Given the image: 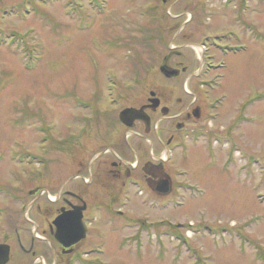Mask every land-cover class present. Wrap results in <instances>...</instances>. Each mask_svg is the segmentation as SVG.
<instances>
[{
  "label": "rangeland",
  "instance_id": "374dc122",
  "mask_svg": "<svg viewBox=\"0 0 264 264\" xmlns=\"http://www.w3.org/2000/svg\"><path fill=\"white\" fill-rule=\"evenodd\" d=\"M175 18L180 24L191 20L184 33L192 32L195 50L176 47L184 38L176 32L180 24L174 27ZM204 30L213 33L216 55L227 46L243 51L221 59L230 67L224 85L211 99L222 92L229 96L222 110L214 111L216 120L206 116L193 128L230 135L239 145L234 148L245 150L227 155L229 145L221 146L223 139L216 142L219 145H208L203 140L207 137H200L188 158L180 150L166 166L164 146L149 137L151 146L142 138H128L132 133L121 126L113 128L121 131L115 135L120 139L117 144L102 145L111 141L106 130V135H97L95 145V130L80 144H57L72 127L76 130V120L82 116L80 110H73L79 105L76 99L89 101L105 94L112 77L126 100L135 103L150 88H157L164 104L180 108L194 98L204 112L197 81L185 85L182 75L157 84L163 78L159 76L163 57L173 50L181 51L186 60L196 56ZM114 39L122 49L113 48ZM195 62L193 71L201 67L197 56ZM132 77L140 83L135 81L138 84L128 92L125 84H132ZM256 94H264V0H0V232L1 225L13 222L18 229L9 234L15 238L20 233L28 247L32 236L24 228L25 218L1 207L37 200L46 222L57 206L48 194L75 189L94 206L86 214L87 221L96 217L87 232L83 246L87 256L81 264H196V259L200 264H264V95L263 103L256 101L254 108L238 106ZM26 118L33 123L20 126L18 121ZM236 118L237 124L232 125ZM172 123L163 122L166 127L159 137L164 143L173 133L168 130ZM152 128L160 131L157 123ZM136 129L143 135L140 127ZM191 143L188 139L186 147ZM104 148L115 154L93 161ZM27 153L46 161H34ZM111 161L137 176L151 161L162 162L169 175L185 168L196 187L184 194L178 209L172 204L151 207V199L160 200L152 198L145 186L143 195L114 191L110 184L107 191L99 187L103 176L92 172L111 168ZM36 188V195L30 196L29 190ZM181 225H190L194 232L188 237L189 254L185 243L176 238L188 233L179 229ZM42 234L40 242L48 238ZM98 242L102 243L98 250L89 249ZM47 250L50 261L52 252L48 246ZM26 256L15 253L12 264H29Z\"/></svg>",
  "mask_w": 264,
  "mask_h": 264
},
{
  "label": "flooded vegetation",
  "instance_id": "af4514ba",
  "mask_svg": "<svg viewBox=\"0 0 264 264\" xmlns=\"http://www.w3.org/2000/svg\"><path fill=\"white\" fill-rule=\"evenodd\" d=\"M178 20L174 24V27H176L178 24ZM188 25L186 24L183 29L180 31L179 34L183 36V41L178 44V46L183 48L191 49V42H192V32L185 31L187 29ZM203 36V32L201 33ZM193 43V42H192ZM192 53V52H191ZM177 61L172 62V59L174 58V55H169L164 58L163 63L167 65L168 67L180 71L178 73V77L181 78L182 75L184 76V80L186 79L187 83L190 84L193 81L196 80V76L193 77V67L194 64H196V56H189V60L184 59V54L182 52L176 53ZM193 58V59H192ZM192 70V71H191ZM198 70V69H197ZM206 74H209L206 72ZM213 74L212 76H214ZM227 79V77H226ZM225 80L221 81V85H224ZM232 80V79H231ZM218 83V82H217ZM216 83V86H217ZM184 85V84H183ZM182 85V86H183ZM198 85V83H197ZM215 86V87H216ZM155 98L159 99V106L155 109L150 105L149 97H145L143 100L140 99V102L138 104H131L128 108H136L140 109L143 106H147L146 108V114H143V117L145 119H150V125L147 126L143 124L142 122H136L134 124V127L130 130L127 129L126 132H131L132 134L127 135L128 138L136 136L137 138H142L145 142L149 143L151 146V142L146 139V137H149L155 144L160 147L164 146V150L168 148L169 146L173 145V142L176 140H179V136L181 131L186 129V127L194 124L195 122H201L205 115H206V103L203 97H200V93L197 96L199 97L202 104L205 107V110L203 112L202 107L200 108L195 104L196 100L193 98L190 103H186L187 100L184 101V106L178 108L177 106L171 104H164L163 97L159 94L158 91H155ZM187 95V94H186ZM189 95H193V93L190 92ZM229 96V95H228ZM177 97V96H175ZM179 99V98H178ZM179 103L182 102L181 99L178 100ZM217 101V100H216ZM186 103V104H185ZM202 105V106H203ZM238 105V104H237ZM224 106H217L219 112L222 110ZM125 109V108H124ZM158 115V118L156 119L154 116ZM95 118L99 121V129L100 133L107 132V136L111 141H107L102 143V145L107 144H117L115 142H120V139H117L115 135L119 134L120 130H114L113 128H117L119 125H116L115 123V114H97ZM173 122L170 126H168V130H172V134L169 136L168 141L166 143L163 142V140L159 137V134L164 130L166 126L163 125V122ZM174 122L175 124V130H174ZM158 124V128L160 131L156 132L155 129L152 128L154 124ZM140 127L141 129L138 130L140 133H136V128ZM177 130V131H176ZM105 132V135H106ZM102 134L100 135L101 138ZM96 138L93 137V141H95ZM122 140V139H121ZM101 145V146H102ZM132 152L131 147L128 148ZM115 153L106 150V148L101 151L99 156H105L106 155H114ZM118 158V156H116ZM110 167L107 168H101L99 169L100 172L96 173L95 171L92 172V175L96 174L99 176H103L104 181L98 182L99 187H102L105 189L106 186H113L111 189L114 191H121L124 190L125 187L128 185V182L134 181V180H140L143 184H145V187L150 191L154 192L153 190H157L159 187L161 181L166 179V174H168L164 168V165L162 162L154 163L146 162L145 166L142 169V173L140 176H137L133 173V170L131 169H120L119 165L113 161L109 163ZM166 165V164H165ZM104 166H107V163L104 164ZM135 172V171H134ZM123 176V177H122ZM110 177L112 179H110ZM77 179V176L74 177V180ZM131 182V183H132ZM171 182L173 183V179H171ZM106 184V185H104ZM110 184V185H109ZM106 190V189H105ZM107 191V190H106ZM83 203H86L83 199V193H79L78 191L74 190H67L65 191L64 195L61 197L60 202L56 203L57 206L55 208V211L53 213V216L49 218L46 222H43V208L41 206V202L32 200V201H21L19 204L21 206L25 205L24 210H21L20 207H16L13 209L12 213H14L18 217H23L27 220V224L24 225L25 230L32 236V239L29 243V246L27 247L26 241L23 239L21 234H19L20 240L22 242V247L24 251L26 252L27 259L30 258L31 261L29 264H70L72 262V259L74 256H77L79 254V246L71 247V248H65L62 245H60L56 239H55V233L56 228L54 226L55 219L61 214L62 209L63 211H71L73 206H83ZM25 216V217H24ZM86 217V212H84V218ZM42 233H45L48 238L44 239V241L40 242L39 239H41ZM47 246L51 250L52 257L49 261L47 258V254H49V251L47 250ZM14 247L11 248V253L13 251ZM10 256V263L12 264Z\"/></svg>",
  "mask_w": 264,
  "mask_h": 264
},
{
  "label": "water",
  "instance_id": "95a60500",
  "mask_svg": "<svg viewBox=\"0 0 264 264\" xmlns=\"http://www.w3.org/2000/svg\"><path fill=\"white\" fill-rule=\"evenodd\" d=\"M164 71V69H162ZM167 74V73H166ZM172 74H167V76H171ZM143 110H140V111H132V110H127L125 111L123 114H122V117H127L128 115L132 114L133 112H137L138 114H140Z\"/></svg>",
  "mask_w": 264,
  "mask_h": 264
},
{
  "label": "bare ground",
  "instance_id": "6f19581e",
  "mask_svg": "<svg viewBox=\"0 0 264 264\" xmlns=\"http://www.w3.org/2000/svg\"><path fill=\"white\" fill-rule=\"evenodd\" d=\"M80 40H85L84 37H81ZM193 167V171H195V174H197L196 170H197V167L194 165L192 166ZM53 199V198H52Z\"/></svg>",
  "mask_w": 264,
  "mask_h": 264
}]
</instances>
